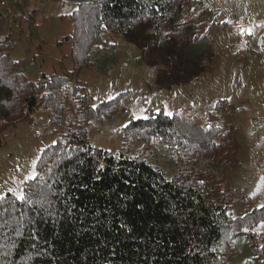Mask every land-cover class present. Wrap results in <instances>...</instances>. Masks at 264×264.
<instances>
[{
  "label": "trees",
  "instance_id": "1",
  "mask_svg": "<svg viewBox=\"0 0 264 264\" xmlns=\"http://www.w3.org/2000/svg\"><path fill=\"white\" fill-rule=\"evenodd\" d=\"M190 3L78 0L67 15L72 33L64 36L73 69L42 72L35 81L26 78L20 59L10 58L14 42L0 10V145L7 125L31 122L36 110H48L50 121L64 126L41 150L34 176L23 181V199L10 191L0 196V264H224L244 228L264 264V232L250 230L264 222V205L239 217L227 213L235 198L248 199L229 183L241 164L239 126L230 122L221 132L160 109L122 127L125 145L115 154L87 142L91 117L127 110L121 93L90 105L86 87L71 79L82 67L106 71L118 55L104 35H125L143 18L155 34L183 30L191 38L194 24L181 20ZM67 100L73 112H66ZM220 104L232 105L219 99L216 110ZM136 139L155 147L151 161L128 150Z\"/></svg>",
  "mask_w": 264,
  "mask_h": 264
},
{
  "label": "rangeland",
  "instance_id": "2",
  "mask_svg": "<svg viewBox=\"0 0 264 264\" xmlns=\"http://www.w3.org/2000/svg\"><path fill=\"white\" fill-rule=\"evenodd\" d=\"M77 2L22 0L11 15L6 14L3 29L12 33L14 42L9 55L21 60L27 79L73 69L71 42L64 36L72 33L67 15ZM16 11L20 15H14ZM181 20L194 24L191 38L183 30L155 34L147 18L125 35H104L115 43L116 62L106 71L82 67L71 80L86 87L93 106L121 93L127 113L91 117L85 125L87 142L115 154L125 145L121 128L160 109L193 117L203 127L215 124L221 132L231 122L239 126L242 155L229 183L248 199L235 198L227 213L239 217L247 207L264 205V0H191ZM196 51L199 58L193 56ZM219 99L232 105L220 104L216 110ZM67 105L66 112H73L69 100ZM33 115L31 122H15L2 131L0 196L10 191L20 197L23 181L36 172L41 150L62 135L64 126L51 122L48 110ZM127 145L132 154L140 152L151 161L155 148L151 142L136 139ZM250 230L264 232V222ZM247 231L244 228L234 236L224 264H258Z\"/></svg>",
  "mask_w": 264,
  "mask_h": 264
},
{
  "label": "built area",
  "instance_id": "3",
  "mask_svg": "<svg viewBox=\"0 0 264 264\" xmlns=\"http://www.w3.org/2000/svg\"><path fill=\"white\" fill-rule=\"evenodd\" d=\"M21 3L22 0H0V7L6 14L11 15L14 9Z\"/></svg>",
  "mask_w": 264,
  "mask_h": 264
},
{
  "label": "snow or ice",
  "instance_id": "4",
  "mask_svg": "<svg viewBox=\"0 0 264 264\" xmlns=\"http://www.w3.org/2000/svg\"><path fill=\"white\" fill-rule=\"evenodd\" d=\"M18 199H23V196L18 197Z\"/></svg>",
  "mask_w": 264,
  "mask_h": 264
}]
</instances>
